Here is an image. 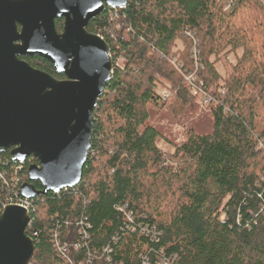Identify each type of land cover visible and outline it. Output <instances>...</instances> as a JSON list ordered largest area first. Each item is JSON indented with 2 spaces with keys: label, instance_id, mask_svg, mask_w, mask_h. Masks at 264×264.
<instances>
[{
  "label": "trees",
  "instance_id": "trees-1",
  "mask_svg": "<svg viewBox=\"0 0 264 264\" xmlns=\"http://www.w3.org/2000/svg\"><path fill=\"white\" fill-rule=\"evenodd\" d=\"M226 1L128 0L89 20L109 46L113 75L93 111L82 180L31 201V264H141L161 254L174 256L169 264H264V0L224 10ZM237 51L222 73L219 63ZM21 59L64 78L43 57ZM190 71L215 102L211 129L188 127L166 153L148 107L182 111L196 98L184 82ZM16 165L0 153V206L29 182V163Z\"/></svg>",
  "mask_w": 264,
  "mask_h": 264
},
{
  "label": "water",
  "instance_id": "water-1",
  "mask_svg": "<svg viewBox=\"0 0 264 264\" xmlns=\"http://www.w3.org/2000/svg\"><path fill=\"white\" fill-rule=\"evenodd\" d=\"M128 0H0V153L28 166L20 195L34 199L79 184L91 146L94 108L113 75L106 41L87 30L106 7ZM63 18L62 32L55 20ZM48 60L58 79L21 56ZM40 183L38 189L32 182ZM29 212H0V264H31Z\"/></svg>",
  "mask_w": 264,
  "mask_h": 264
},
{
  "label": "rangeland",
  "instance_id": "rangeland-1",
  "mask_svg": "<svg viewBox=\"0 0 264 264\" xmlns=\"http://www.w3.org/2000/svg\"><path fill=\"white\" fill-rule=\"evenodd\" d=\"M239 54L240 51H237L235 54H231L228 59L221 61L219 63L220 71L224 73L228 70L229 65L235 62V58ZM246 87L247 90L250 89L249 84ZM186 103L179 113L169 107V102L163 107H148L149 123L160 132L156 143L163 152H172L174 145L184 140L185 131L188 127H192L196 132H209L211 129V109L203 106L198 98ZM223 217L224 213L221 214V218Z\"/></svg>",
  "mask_w": 264,
  "mask_h": 264
},
{
  "label": "built area",
  "instance_id": "built-area-1",
  "mask_svg": "<svg viewBox=\"0 0 264 264\" xmlns=\"http://www.w3.org/2000/svg\"><path fill=\"white\" fill-rule=\"evenodd\" d=\"M232 2H233V0H227L225 7H224V10H228L230 8ZM112 10H118V9H112ZM110 15H113V13H110ZM187 34L191 37L192 42H193V46L191 49V57L193 58L195 70H196L197 67H199V61H200L199 55H198V49L196 47V44H197L196 38L190 33H187ZM184 82H185L186 87L189 89L190 93L192 95H194L196 98H198L200 103L203 106L209 107L211 109L210 105H213L215 102L213 101L210 93L207 90H205L203 80L197 77V75L195 74V71H190V72L186 73L184 76ZM159 93H160V97H161L162 101H166L169 98V92L166 88H163L162 90H160ZM34 160L35 159L33 157H28L24 163H18V165H16V169L22 167V165L26 164V162H28L29 165L32 163H36L35 162L36 160L35 161ZM0 178H3L1 172H0ZM13 179L14 180L12 183L13 184L12 187H14L16 185V182L18 181V179H16V178H13ZM20 186H21V184L18 186L17 190L14 192V196L8 194V197H6L1 202V206H0L1 211L8 205H19V206L25 208L29 212V214L31 213V206H32L31 201H32V199H26L20 195ZM66 189L67 188H64L62 190H66ZM60 191L53 192V193H58ZM30 221H31V219H30ZM30 221H29L28 225L30 224ZM105 252H109L108 247L105 248ZM173 258H174V256H166L165 254H161V255H155V259L153 261H151L148 256H144V257H142L141 264H169Z\"/></svg>",
  "mask_w": 264,
  "mask_h": 264
},
{
  "label": "flooded vegetation",
  "instance_id": "flooded-vegetation-1",
  "mask_svg": "<svg viewBox=\"0 0 264 264\" xmlns=\"http://www.w3.org/2000/svg\"><path fill=\"white\" fill-rule=\"evenodd\" d=\"M58 32V31H57ZM60 32H62V30L61 31H59V33ZM52 65V64H51ZM53 67V66H52ZM53 70H54V68H53ZM55 71V70H54ZM56 73V72H55ZM56 74H58V73H56ZM64 75V74H63ZM57 78V77H56ZM64 78H65V75H64ZM64 78H58V79H64Z\"/></svg>",
  "mask_w": 264,
  "mask_h": 264
}]
</instances>
